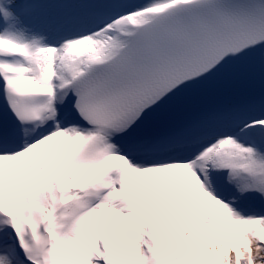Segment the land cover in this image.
Segmentation results:
<instances>
[{
  "label": "snow or ice",
  "instance_id": "6c2138e0",
  "mask_svg": "<svg viewBox=\"0 0 264 264\" xmlns=\"http://www.w3.org/2000/svg\"><path fill=\"white\" fill-rule=\"evenodd\" d=\"M0 264H264V0H0Z\"/></svg>",
  "mask_w": 264,
  "mask_h": 264
}]
</instances>
